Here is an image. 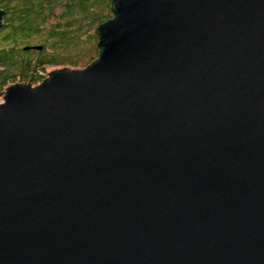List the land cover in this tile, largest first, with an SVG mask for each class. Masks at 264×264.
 <instances>
[{"label":"water","instance_id":"95a60500","mask_svg":"<svg viewBox=\"0 0 264 264\" xmlns=\"http://www.w3.org/2000/svg\"><path fill=\"white\" fill-rule=\"evenodd\" d=\"M111 4L5 90L0 264H264V0Z\"/></svg>","mask_w":264,"mask_h":264},{"label":"trees","instance_id":"16d2710c","mask_svg":"<svg viewBox=\"0 0 264 264\" xmlns=\"http://www.w3.org/2000/svg\"><path fill=\"white\" fill-rule=\"evenodd\" d=\"M111 6V0H0L6 13L0 28V89L17 76L39 80L47 65L93 62L99 56L96 28L113 16Z\"/></svg>","mask_w":264,"mask_h":264},{"label":"rangeland","instance_id":"374dc122","mask_svg":"<svg viewBox=\"0 0 264 264\" xmlns=\"http://www.w3.org/2000/svg\"><path fill=\"white\" fill-rule=\"evenodd\" d=\"M33 41H37V38L34 37L32 38ZM64 67H70V68H83L85 66H74V65H66V64H58V65H47L44 69V71L42 70V72L40 73V76H42L39 80L34 81V80H30V81H26L24 80V78L22 76H17V79L10 81L9 83L5 84L2 89H0V103L4 101V93L5 90L8 86L15 84V83H27V82H31L34 86L38 85L39 83H41L46 77H48L49 73L55 69H60V68H64Z\"/></svg>","mask_w":264,"mask_h":264}]
</instances>
